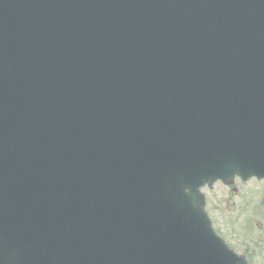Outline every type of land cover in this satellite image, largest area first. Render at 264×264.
<instances>
[{"label":"water","instance_id":"1","mask_svg":"<svg viewBox=\"0 0 264 264\" xmlns=\"http://www.w3.org/2000/svg\"><path fill=\"white\" fill-rule=\"evenodd\" d=\"M264 178V0H0V264H247L199 188Z\"/></svg>","mask_w":264,"mask_h":264},{"label":"rangeland","instance_id":"2","mask_svg":"<svg viewBox=\"0 0 264 264\" xmlns=\"http://www.w3.org/2000/svg\"><path fill=\"white\" fill-rule=\"evenodd\" d=\"M205 209L217 234L249 264H264V180L235 178L204 186Z\"/></svg>","mask_w":264,"mask_h":264}]
</instances>
